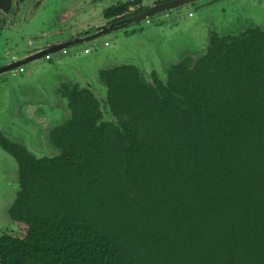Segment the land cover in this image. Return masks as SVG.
<instances>
[{
  "label": "trees",
  "instance_id": "obj_1",
  "mask_svg": "<svg viewBox=\"0 0 264 264\" xmlns=\"http://www.w3.org/2000/svg\"><path fill=\"white\" fill-rule=\"evenodd\" d=\"M204 51L102 69L105 94L60 84L52 156L0 132L27 228L0 234V264H264V28Z\"/></svg>",
  "mask_w": 264,
  "mask_h": 264
},
{
  "label": "rangeland",
  "instance_id": "obj_2",
  "mask_svg": "<svg viewBox=\"0 0 264 264\" xmlns=\"http://www.w3.org/2000/svg\"><path fill=\"white\" fill-rule=\"evenodd\" d=\"M41 2L45 6L40 10L41 13L35 15L32 22L27 26L14 27L15 33L12 36L6 33L0 35V62L14 61L21 57L17 54L25 52L26 48L32 50L51 46L69 38H53L43 33L52 28L49 26L52 20L58 22L57 25L61 27L70 25L73 20H57L56 12L68 8L75 16L78 15L80 7L76 0ZM110 3L112 0H106L104 6L97 4L94 10L92 9L95 7L89 12L81 11L75 20L90 18V12L94 18H101L100 8L104 9L110 6ZM14 17L15 20L18 19L17 16ZM197 19L202 21L200 27L192 26ZM148 20L149 23L144 20L130 28L29 63L22 67V73L11 71L1 75L0 132L24 145L29 153L37 158L52 156L53 150L47 140V132L52 125L63 120L62 114L65 113L67 105L65 99L57 94V84L75 83L81 87L88 86L93 93L105 94L104 87L98 81L97 67L107 69L123 64L136 65L146 74L155 70L163 75L166 68L172 64L186 57H198L205 52L198 51L196 55L186 56L188 52L185 51H196L201 47L186 39L189 34L196 36L203 28L207 29L209 36L214 33L221 36L236 34L255 26L264 28V0H201L155 14ZM103 25L105 24H100ZM145 42L151 43L150 49L143 47ZM104 43H107V46H104ZM166 43L169 46L163 48ZM153 47L159 53L155 57L149 54L150 51H146ZM86 49L89 53L85 52ZM127 49L133 52L138 49L141 52L131 56L130 53H124ZM175 53H178L175 56H179L176 59L180 60L174 59ZM70 58L76 60L70 61ZM75 61L77 62L73 64ZM18 183L16 162L0 149V234L13 237H23L27 230L25 225L11 222L7 215L18 190Z\"/></svg>",
  "mask_w": 264,
  "mask_h": 264
},
{
  "label": "flooded vegetation",
  "instance_id": "obj_3",
  "mask_svg": "<svg viewBox=\"0 0 264 264\" xmlns=\"http://www.w3.org/2000/svg\"><path fill=\"white\" fill-rule=\"evenodd\" d=\"M23 1L24 0H5V3L3 2L2 7H0V35L6 33L8 36H12L15 33L14 27L16 26L23 27L27 25V23L34 18L33 15H35L38 12L41 13L40 10H42L43 9L42 7L45 6L42 5L43 2H41L43 0H29L27 8H25L24 12L21 13L18 4ZM105 1L106 0H76L78 7H80V12L81 11L89 12L90 9L95 7L97 4L98 6H102V5L104 6ZM170 1L172 0H112L110 6L104 9H102V7L100 8L99 15H101V18H94L95 16L92 15L90 12L89 13L90 18L83 20L80 19V21L75 20L76 18L78 19L80 12L78 15L75 16L74 12H72L67 8L62 12H56L57 20L59 18L62 20V22H66L68 20L69 21L73 20V22L66 27H61L60 25H57L58 22L52 20L51 24L49 25L52 28L43 34H47L53 38H63L64 36H66L69 38L64 39V41L62 42L63 43L68 42L73 38H77L79 36H86L90 30H92L96 26H100L101 23L110 24L118 20L138 14L143 10H145L146 8H150L152 6L159 4H164ZM11 2H12V6H10L9 4ZM123 7H126L122 9L123 12L118 13L117 10H121V8ZM112 8H114L115 10L113 12H110ZM94 9H96V7L93 8L92 10ZM107 14H112V15L109 17L107 16ZM14 16H17L18 19L15 20L16 18ZM21 32H23L22 28H21ZM43 36L45 35H41V37ZM55 44H59V43L57 42ZM26 50L31 51V49L28 48H26ZM17 55H20L21 57H17V59H15L14 61L21 58L22 59L26 58L25 56L21 55V52H19V54ZM12 62H6V61H3V63L0 62V68L9 65Z\"/></svg>",
  "mask_w": 264,
  "mask_h": 264
},
{
  "label": "water",
  "instance_id": "obj_4",
  "mask_svg": "<svg viewBox=\"0 0 264 264\" xmlns=\"http://www.w3.org/2000/svg\"><path fill=\"white\" fill-rule=\"evenodd\" d=\"M198 1H201V0H172L164 4H159V5L152 6L150 8H146L142 12L132 15L128 18H124V19L118 20L110 24H105L103 26H97L94 29L90 30L86 36H79L77 38H73L72 40L68 42H64V43L62 42V43L51 45V46H43L40 48L32 49L31 51L21 52V55L25 56L26 58L18 59L10 63L9 65H6L0 68V76L5 73L15 71L19 68H22L23 66H26L29 63L41 60L42 58H46L51 55L61 53L75 46H79L82 44H86L88 42L95 41L113 32H118L119 30L121 31L123 29H127L129 27L135 26L144 20H148V18H150L151 16H154L155 14L167 12L169 10L178 9L184 6H188ZM3 2L5 3V0H0V7H2ZM28 2L29 0H24L23 2L18 4L21 13H23L25 8H27ZM9 4L10 6H12V2ZM35 15H33L34 18H35ZM34 18L28 23L32 22ZM17 56H20V55H17Z\"/></svg>",
  "mask_w": 264,
  "mask_h": 264
},
{
  "label": "crops",
  "instance_id": "obj_5",
  "mask_svg": "<svg viewBox=\"0 0 264 264\" xmlns=\"http://www.w3.org/2000/svg\"><path fill=\"white\" fill-rule=\"evenodd\" d=\"M190 18H192V17H190ZM202 22V21H201ZM200 21H199V19H197L193 24H192V26H195V25H199L200 23H201ZM199 27H200V25H199ZM206 27V26H205ZM256 27V26H255ZM240 30V29H239ZM208 31H207V29L206 28H203V30H201L200 32H197L196 34V36H192L191 34H189L188 35V37L186 38V39H189V40H191V41H193V43L194 42H196L198 45H201V47L199 48V49H197L196 51H194V49H189V50H187V51H185V52H188L187 54H186V56H188L189 54H191V56L192 55H196V52H200V51H203V50H205L206 49V46H207V44H208V40L207 39H209V34L207 33ZM183 34V33H182ZM105 44H107V43H104V46H107V45H105ZM150 42H145V43H143V47H145V49L148 47V49H150L149 48V46H150ZM171 44V43H170ZM167 46H169V44L168 43H166L165 44V47H163V48H166ZM131 49H134V48H131ZM131 49H127L124 53H130V55L132 56V54H138L139 52H141V51H138V49L137 50H135L134 52H133V50H131ZM146 51H150V55L152 54L154 57L156 56V54H159V53H157L156 51H155V49H154V47L153 48H151V50H146ZM67 54V53H66ZM66 54H65V56H66ZM176 54H178V53H175V54H173L174 56L176 55ZM138 57H140V56H138ZM195 57H197V56H195ZM176 58H179V56H175L174 57V59L175 60H180V59H176ZM181 58V57H180ZM70 61H74V60H76L75 58H70L69 59ZM69 61V62H70ZM77 61H75V62H72L73 64H75ZM175 62V61H174ZM100 68H103V67H97V72H99L100 70H102V69H100ZM62 80H64V79H62ZM61 84V83H60ZM60 84H57L58 86L60 85ZM57 86V87H58Z\"/></svg>",
  "mask_w": 264,
  "mask_h": 264
},
{
  "label": "built area",
  "instance_id": "obj_6",
  "mask_svg": "<svg viewBox=\"0 0 264 264\" xmlns=\"http://www.w3.org/2000/svg\"><path fill=\"white\" fill-rule=\"evenodd\" d=\"M189 15H191V14H189ZM146 23H149V20H146ZM105 45H107V44H105ZM63 52H65V51H63ZM85 52H86V53H89V50L86 49ZM15 72H17V73H18V72H19V73H22V72H23V68H19V69L15 70Z\"/></svg>",
  "mask_w": 264,
  "mask_h": 264
}]
</instances>
